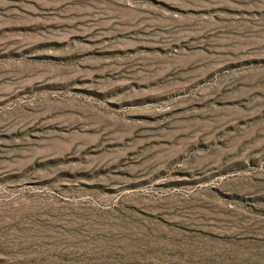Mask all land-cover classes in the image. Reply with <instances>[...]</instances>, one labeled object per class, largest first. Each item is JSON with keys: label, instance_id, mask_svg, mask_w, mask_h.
<instances>
[{"label": "rangeland", "instance_id": "374dc122", "mask_svg": "<svg viewBox=\"0 0 264 264\" xmlns=\"http://www.w3.org/2000/svg\"><path fill=\"white\" fill-rule=\"evenodd\" d=\"M0 264H264V0H0Z\"/></svg>", "mask_w": 264, "mask_h": 264}]
</instances>
